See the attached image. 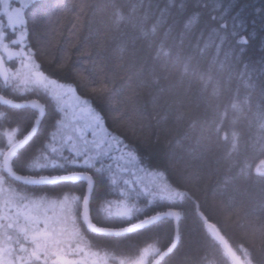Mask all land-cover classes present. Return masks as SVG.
<instances>
[{
    "label": "snow or ice",
    "instance_id": "6c2138e0",
    "mask_svg": "<svg viewBox=\"0 0 264 264\" xmlns=\"http://www.w3.org/2000/svg\"><path fill=\"white\" fill-rule=\"evenodd\" d=\"M81 8L100 13L109 10L108 32L114 36L127 28L134 30L131 47L122 43L116 50L122 59L135 57L137 41L143 40L150 49L155 48L156 58L165 60L161 70H167L171 52L165 50L163 41L156 47L160 23H153L149 29V12L141 14L136 5H129L126 10L119 0L82 4ZM32 9L37 12L29 19L27 13ZM200 19L199 14H192L182 20L180 49L173 68L179 65L183 37L199 27ZM211 20L218 25L213 34L223 44L226 37L219 33L227 30V22L223 16H211ZM58 23V18L53 20L42 9L41 0H16V6L13 0H0V109H6L0 110V129L9 124L0 133L5 141L0 144V264H165L179 248V223L185 216L181 209L188 202L204 237L202 253L188 257L184 264H264V195L253 218L241 225L246 230L251 228L254 236L259 235L260 245L253 241L248 246H234L225 226H218L202 210L199 198L189 187L190 181L179 174L173 179L167 168L161 171L145 167L137 150L110 131L105 116L78 92L81 86L94 94L112 91L114 76L106 75L96 82L77 73L72 82H67L42 70L37 57L45 46H52V41L35 48L30 38L35 34L39 41ZM172 31V26H168L164 36ZM232 36L241 45L248 43L245 35L234 31ZM66 62H59L58 68L63 69ZM187 75L189 64L185 63L181 76ZM136 76L139 88L158 93L154 104L160 97H175L177 85H162L161 80L168 77L154 67L145 73L142 66ZM191 77L198 79L205 110H211L212 117L196 121L189 111L178 107L177 123L189 120L193 131L199 128L200 139L215 136L217 143L230 145L223 162L235 175L225 182V187L249 181L258 183L264 193V80L259 84L260 101L253 104L252 94L257 86L251 82L243 99L238 89L231 99H226L231 75L214 79L211 70L207 75L193 70ZM191 87L190 81L188 90ZM9 96L24 99L17 103ZM173 102L183 105L179 98ZM49 113L50 130H44L39 145L29 153ZM111 119L134 136L137 134L136 124L123 114L115 112ZM226 122L230 133L225 129ZM150 139L145 137L146 142ZM242 140L245 150L251 149L256 157L242 156ZM168 167L180 172L174 161L170 160ZM57 172L62 174H53ZM83 182H87L88 191L78 195L76 186ZM97 188L104 189L107 195L99 199L94 216L91 194ZM222 205L227 206L226 221L239 218L242 206L235 195L216 207ZM165 222H175L176 231L166 243H161L159 229ZM130 236L144 237L143 243L132 241Z\"/></svg>",
    "mask_w": 264,
    "mask_h": 264
},
{
    "label": "trees",
    "instance_id": "16d2710c",
    "mask_svg": "<svg viewBox=\"0 0 264 264\" xmlns=\"http://www.w3.org/2000/svg\"><path fill=\"white\" fill-rule=\"evenodd\" d=\"M104 2L105 0H41L42 9L47 10L53 20L59 19V23L52 25L47 35L42 36L39 41L35 34L30 38L35 48H40L42 44L47 45L49 40L52 41V46H45L43 54L37 57L42 64V70L56 78L66 79L67 82H72L77 73L96 82L106 75L114 76L112 91L94 94L90 89L81 86L78 92L89 99L105 116L106 126L110 131L124 138L125 143L137 150L145 167L158 168L161 171L167 168L173 179L179 174L190 181L189 187L199 198L202 210L213 222H218V226H225L230 243L234 246L241 243L248 246L254 241L259 246L261 243L259 235L254 236L251 228L246 230L241 225L247 224L253 218V213L258 211L261 197L264 195L261 186L249 181H238L225 187V182L235 175V171L230 173L223 162L224 153L230 145L217 143L215 136L200 139L199 128L193 131L189 127V120L177 123L175 115L179 107L189 111L191 118L196 121L212 117V111L205 110L198 79L191 77L193 70L202 75L209 74L211 70L214 79H226L231 75V87L226 93V99H231L237 89L240 98L243 99L250 91L247 85L251 82L257 86L252 94V102L259 103V84L264 80V0H119L126 10L129 5H136L141 14L149 12L151 16L149 29L153 23H160L156 47L163 41L165 50L171 52V56L167 58L166 71L161 70L165 60L156 58L155 48L150 49L148 42L143 40L137 41L135 57L125 56L123 59L120 57L116 50L122 43H128L131 47V40L136 34L134 30L127 28L122 34L114 36L108 32L109 10L100 13L91 8H81L82 4ZM36 12L37 9H32L27 13V17L31 19ZM192 14H199L200 25L192 34L183 37L179 65L173 68L172 63L180 49L181 22ZM211 16L218 18L223 16L227 22V30H221L219 33L226 37L223 44L213 34L212 30L218 25L211 20ZM168 26H172L173 31L165 37L164 33ZM234 31L247 36L248 43L239 44L232 36ZM65 60L67 61L65 67L58 68V63ZM185 63L189 64V75L182 77V66ZM142 66L145 73L154 67L160 75H167L168 79L161 80V84L165 87L176 84L175 97H160L158 104H154L158 93L155 90L149 91L138 87L136 73ZM181 79L182 84L179 83ZM190 81L192 87L188 90ZM9 98L17 102L24 99L20 96ZM175 98L181 99L183 105L174 103ZM115 112L123 114L126 119L136 124L135 136L131 131L113 122L111 115ZM51 124L52 116L49 113L43 120L40 136L29 147V153L39 145L44 130H50ZM4 126L8 128L9 124L6 123ZM11 126H15V121L11 122ZM225 129L230 133L231 128L227 122ZM145 137H150V141L146 142ZM240 153L242 156L247 155L249 159L256 157L251 149L245 150L243 140L240 144ZM170 160L176 163L179 173L168 167ZM255 162H258V158ZM76 187L78 195L84 193L83 183ZM106 195L105 190L101 188L92 193L91 208L94 216L99 199ZM232 195H235L237 203L242 206V211L239 218L233 217L226 221L227 206L216 205ZM181 211L185 216L179 223L181 233L179 248L165 264H184L188 257L197 252L202 253L200 245L204 237L203 229L192 211L191 202L186 203ZM159 235L161 243H166L172 238L173 223L165 222L159 229ZM129 239L143 243L144 237L130 236Z\"/></svg>",
    "mask_w": 264,
    "mask_h": 264
},
{
    "label": "rangeland",
    "instance_id": "374dc122",
    "mask_svg": "<svg viewBox=\"0 0 264 264\" xmlns=\"http://www.w3.org/2000/svg\"><path fill=\"white\" fill-rule=\"evenodd\" d=\"M13 5L16 6V0H13ZM6 128H7V126H4V129H6ZM4 129H0V133H2ZM4 142H5L4 137L2 136V134H0V144H2ZM108 198H114V197L109 196ZM98 207H99V204H98Z\"/></svg>",
    "mask_w": 264,
    "mask_h": 264
},
{
    "label": "water",
    "instance_id": "95a60500",
    "mask_svg": "<svg viewBox=\"0 0 264 264\" xmlns=\"http://www.w3.org/2000/svg\"><path fill=\"white\" fill-rule=\"evenodd\" d=\"M17 103H21V102H17ZM83 184H84V194H86L87 191H88L87 182H83ZM172 223H173V236H174L175 235V231H176V224H175V222H172Z\"/></svg>",
    "mask_w": 264,
    "mask_h": 264
}]
</instances>
